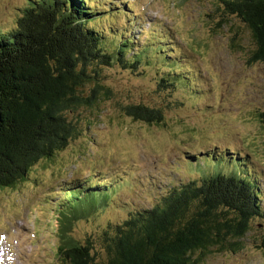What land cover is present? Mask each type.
Wrapping results in <instances>:
<instances>
[{
    "label": "rangeland",
    "instance_id": "obj_1",
    "mask_svg": "<svg viewBox=\"0 0 264 264\" xmlns=\"http://www.w3.org/2000/svg\"><path fill=\"white\" fill-rule=\"evenodd\" d=\"M30 1L0 0L2 33L15 28ZM90 1L101 13L91 27L105 33L108 48L132 42L127 60L144 50L143 64H153L103 69L98 107L73 116L83 135L54 161L36 166L26 182L0 190V264H67L57 256L55 202L69 180L118 187L109 208L73 226L77 240L125 219L126 209L152 208L173 186L197 179L196 166L201 173L212 167L240 175L242 162L232 161L238 153L258 179L256 203L264 211V63L253 61L248 27L227 15L220 0ZM159 41L165 53L155 51ZM171 61L178 63L176 73L167 67ZM174 75L187 80L171 88ZM131 105L162 111L164 123L136 121L125 112ZM263 239L264 220H253L239 252L214 250L203 264H264Z\"/></svg>",
    "mask_w": 264,
    "mask_h": 264
},
{
    "label": "trees",
    "instance_id": "obj_2",
    "mask_svg": "<svg viewBox=\"0 0 264 264\" xmlns=\"http://www.w3.org/2000/svg\"><path fill=\"white\" fill-rule=\"evenodd\" d=\"M220 2L227 15L251 31L253 61L264 63V0ZM93 5L90 0H31L15 28L0 30V190L26 182L36 166L54 161L83 135L73 116L98 107L97 93L105 90L99 78L103 69L119 63L141 70L148 54L139 50L127 60L133 45L123 39L109 49L105 33L91 27L101 14ZM153 44L165 53L164 42ZM152 64L151 59L143 66ZM177 64L167 67L176 73ZM178 79L187 80L174 75L171 88L182 84ZM125 112L148 125L165 121L162 111L144 105ZM235 158L242 162L240 175L226 176L212 167L201 173L195 165L199 159L190 162L197 179L173 186L150 209H126L125 219L81 240L74 238L73 226L109 208L118 187L108 180L92 185V178L63 183L55 202L58 258L67 264H203L214 250L239 252L251 223L264 220V211L256 203L258 179L245 157Z\"/></svg>",
    "mask_w": 264,
    "mask_h": 264
},
{
    "label": "bare ground",
    "instance_id": "obj_3",
    "mask_svg": "<svg viewBox=\"0 0 264 264\" xmlns=\"http://www.w3.org/2000/svg\"><path fill=\"white\" fill-rule=\"evenodd\" d=\"M133 12V11H132Z\"/></svg>",
    "mask_w": 264,
    "mask_h": 264
}]
</instances>
